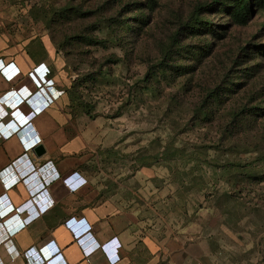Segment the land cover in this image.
<instances>
[{"label": "rangeland", "instance_id": "obj_1", "mask_svg": "<svg viewBox=\"0 0 264 264\" xmlns=\"http://www.w3.org/2000/svg\"><path fill=\"white\" fill-rule=\"evenodd\" d=\"M214 1L0 0V32L54 47L68 113L160 218L205 229L211 264H264V0L245 24L197 11Z\"/></svg>", "mask_w": 264, "mask_h": 264}, {"label": "crops", "instance_id": "obj_2", "mask_svg": "<svg viewBox=\"0 0 264 264\" xmlns=\"http://www.w3.org/2000/svg\"><path fill=\"white\" fill-rule=\"evenodd\" d=\"M35 69H46L53 82L47 95L36 93ZM26 89L32 99L5 102L13 100L11 91L21 95ZM60 91L37 112L48 96ZM67 105L64 64L54 47L2 30L0 264H29L24 257L29 249L42 259L57 256L53 264H211V237L205 229L192 221L160 218L151 205L149 180L124 176L109 161V134L68 113ZM13 112L21 116H10ZM30 112L32 118L20 125ZM38 146L41 154L35 151ZM72 173L86 182L74 193L58 180ZM45 189L46 199L36 204L34 198ZM49 203L40 212L39 206ZM75 219L82 220L76 230L85 228L84 223L89 227L79 240L68 228ZM21 222L25 226L18 228ZM89 248L93 251L87 255Z\"/></svg>", "mask_w": 264, "mask_h": 264}, {"label": "built area", "instance_id": "obj_3", "mask_svg": "<svg viewBox=\"0 0 264 264\" xmlns=\"http://www.w3.org/2000/svg\"><path fill=\"white\" fill-rule=\"evenodd\" d=\"M37 73V74H36ZM31 78L33 80V83H35V88H36V93L38 94H45L47 95V90H51L52 89V86H48L49 83H52L53 82L51 80H47V70L44 69L42 71H39L38 69H35L32 73H31ZM51 87V88H50ZM12 93V99L11 101H5L8 105H12V104H15L16 102V99L17 98H21V99H26V97L28 95L31 96V93L32 91L26 89L24 90L21 95L18 94L16 92V90H13L11 91ZM58 93H62L61 91L60 92H56V94L53 96V99L48 97L47 100H44L42 102V104L37 108V112L41 111L43 108H46L47 106H49L50 104H52L58 97ZM34 112H30L28 115L26 116H22L23 119L19 122L20 125H23L26 121L30 120L33 116ZM10 116L16 118V117H19L21 116L18 112H13L10 114ZM35 139V138H34ZM34 145V143H32ZM39 166V163L37 161H33V167L36 169L38 168ZM59 181H61L65 187H67L68 191L70 193H74L76 190H78L80 187H82L83 185L86 184L85 180L82 179L77 173H72L66 177H63V178H59L58 179ZM74 180H79V183L76 184V185H72L71 183L74 181ZM47 197V192H46V189L44 191H42L41 193H39L35 198H34V202L37 204V203H40L39 201H44ZM50 204L52 203H49V205L47 206H41L40 204V212H43V211H46L48 209V207H50ZM13 214V213H12ZM82 222V220H77L75 219V221H73L71 224L68 225V228L69 230H71V232L73 233L74 237L79 240L81 237H83L86 233H88V229L89 227L87 226L86 223H84L85 225V228H82L81 230H76V226L79 225L80 223ZM25 224L24 223H20L19 227L18 228H22L24 227ZM17 228V229H18ZM16 231V229H15ZM15 231H11V232H15ZM89 251L87 252V255L92 253L93 249L89 248L88 249ZM57 251L59 252V249H57ZM60 253V252H59ZM58 253V255H59ZM40 258H39V257ZM24 257L27 259L28 263L29 264H53L55 263V261L57 260H54L56 259L57 256L51 258V259H48V257L46 259H42V257L40 255H38V253H36L34 251V249H29L28 251H26L24 253ZM38 257V258H37ZM62 256L60 254L59 258L60 259Z\"/></svg>", "mask_w": 264, "mask_h": 264}, {"label": "trees", "instance_id": "obj_4", "mask_svg": "<svg viewBox=\"0 0 264 264\" xmlns=\"http://www.w3.org/2000/svg\"><path fill=\"white\" fill-rule=\"evenodd\" d=\"M234 3L235 4V11L233 14V21L237 24H245L249 18V10H248V1L247 0H232L230 2H224L222 3V1H214L212 4H208L205 6H198L197 11L200 10H205L208 11L210 9H212V6L215 5H222L224 6L225 4H231ZM230 6V5H229ZM228 6V7H229ZM212 7V8H211Z\"/></svg>", "mask_w": 264, "mask_h": 264}, {"label": "clouds", "instance_id": "obj_5", "mask_svg": "<svg viewBox=\"0 0 264 264\" xmlns=\"http://www.w3.org/2000/svg\"><path fill=\"white\" fill-rule=\"evenodd\" d=\"M48 83H49V85L48 86H52L53 84L52 83H50L49 81H48ZM35 84V83H34ZM51 92V91H50ZM52 94V93H51ZM53 96H54V94H52V96L50 95V96H48V97H50V98H52L53 99ZM27 98H30V99H32V97L30 96V95H28L27 97H26V99Z\"/></svg>", "mask_w": 264, "mask_h": 264}, {"label": "water", "instance_id": "obj_6", "mask_svg": "<svg viewBox=\"0 0 264 264\" xmlns=\"http://www.w3.org/2000/svg\"><path fill=\"white\" fill-rule=\"evenodd\" d=\"M36 153L37 154H41L43 152L42 148L40 146H38L36 149H35Z\"/></svg>", "mask_w": 264, "mask_h": 264}]
</instances>
